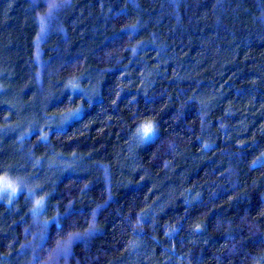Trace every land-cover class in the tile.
I'll list each match as a JSON object with an SVG mask.
<instances>
[{"label":"trees","instance_id":"trees-1","mask_svg":"<svg viewBox=\"0 0 264 264\" xmlns=\"http://www.w3.org/2000/svg\"><path fill=\"white\" fill-rule=\"evenodd\" d=\"M3 176L0 264H264V0H0Z\"/></svg>","mask_w":264,"mask_h":264},{"label":"rangeland","instance_id":"rangeland-1","mask_svg":"<svg viewBox=\"0 0 264 264\" xmlns=\"http://www.w3.org/2000/svg\"><path fill=\"white\" fill-rule=\"evenodd\" d=\"M6 185H11V187H7ZM15 189V191H13ZM20 190V186L15 183L9 177L3 176L0 177V196L11 198Z\"/></svg>","mask_w":264,"mask_h":264},{"label":"snow or ice","instance_id":"snow-or-ice-1","mask_svg":"<svg viewBox=\"0 0 264 264\" xmlns=\"http://www.w3.org/2000/svg\"><path fill=\"white\" fill-rule=\"evenodd\" d=\"M151 134H152V127H151V125H148V126L144 127V129H143V135L145 137H150ZM6 186L7 187H11V185H6ZM13 191H15V189H13Z\"/></svg>","mask_w":264,"mask_h":264}]
</instances>
